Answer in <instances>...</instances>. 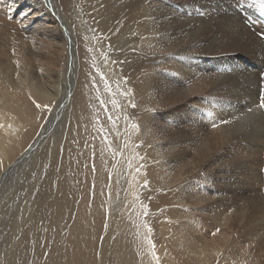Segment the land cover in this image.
Wrapping results in <instances>:
<instances>
[{"label":"bare ground","instance_id":"bare-ground-1","mask_svg":"<svg viewBox=\"0 0 264 264\" xmlns=\"http://www.w3.org/2000/svg\"><path fill=\"white\" fill-rule=\"evenodd\" d=\"M13 7L40 17L0 11V184L24 162L0 204V264H238L241 221H226L241 200L202 177L225 156L202 147L264 146V79L246 85L264 68V0ZM59 45L67 83L39 56L59 61Z\"/></svg>","mask_w":264,"mask_h":264},{"label":"rangeland","instance_id":"rangeland-1","mask_svg":"<svg viewBox=\"0 0 264 264\" xmlns=\"http://www.w3.org/2000/svg\"><path fill=\"white\" fill-rule=\"evenodd\" d=\"M18 1L19 0H0V11H4L5 13H14V17L19 16V17H22L24 19L27 17L38 19L40 17L39 15L34 16L33 9L31 11L29 10L28 12H24L22 9L21 10L15 9L13 7V3L15 4ZM23 1L26 4L33 3V0H23ZM82 4H84V3H82ZM50 9L52 10V14H54V16L56 15L54 18L57 20H60V16L58 14H56V12L53 11V9L51 7H50ZM46 11H47V7L45 5H43V14H45ZM0 15H1V13H0ZM69 20H70L71 26L75 27L73 29L77 30V31L74 30V32L76 33L75 36L77 38L80 35V34L78 35V33H77L79 31L77 19L74 16H70ZM71 20H72V22H71ZM62 27H64L63 24H62ZM64 33L66 34V31ZM108 41H109V39H108ZM36 45H38L40 47L44 46V45L39 44V43H36ZM60 46L61 45H59V47ZM78 49H79V45L77 44V48H76L77 55H78ZM49 50H50L49 47L46 46V48L44 49V52L39 55L43 58L42 67H46L47 65H50V66L55 67V69L61 70V72L66 77V79L62 78V80H64V82L67 83V72H66V70L68 69L72 72V67H70L72 65V63H70L68 65V68H66L69 61L67 63L66 51H65L64 47L62 49V46H61V49L59 51V55L62 57L59 59V61H57L56 59H53V55H52V53L49 52ZM33 59H36V56ZM71 60H72V58H70V62H71ZM77 72H78V70H77ZM252 72H256V70H253ZM244 74L240 73L237 76L239 79H241L242 77H244ZM260 75H255V74H253V76L251 75L252 77L255 78V80H252L251 82H246L247 88L248 87L253 88V86H255L256 82H258L260 84V82H261L260 80L264 79V68H263V72ZM247 88H244L241 94H245V92H247V91L251 92V90H249ZM241 94L239 96L243 97V95H241ZM54 116L56 117L57 115H54ZM55 117L50 124V126L52 128L49 131H52L53 128L58 127L57 126L58 121H56L57 119ZM44 139L47 140V138L45 137L42 139V141H44ZM46 146H49V145H46ZM226 148H228V149L226 150ZM248 148H250L253 151V155L249 154V155L244 156V154L239 151L240 147H238L237 145L223 146V147L217 148V149L212 148V147H205V148L202 147L203 150H209V149H211L213 151L218 150L217 152H219V150H220V152L225 153V156L223 159L217 160L218 167H213L210 170L206 169L201 173V175L203 178H207V180H208L209 178H212V174H215L217 178L221 179V181L219 182V184H218V182H216L217 185H215V182H212V185L217 187L223 193V195L221 193V196L225 199L236 198L235 199L236 202H237V199L241 200L240 203L238 202V204L239 205L241 204V205L236 206L237 211L233 212L231 214V219L226 221V223L234 222L233 221L234 217H236V218L238 217V219H240V221H241V223L237 224L239 226V228H237V231H235L236 237H237L236 241H235V243H236L235 245H236V247H238V252L236 254L238 264H264V242H258V240L252 238L253 235H255V233H257L256 231H258V232L264 231V228H263L264 223H260L256 220V218H258L260 214L264 215V213H258L259 207L262 206L263 210H264V203H262V202H264V146L263 145L259 146L257 150H256V147L249 146ZM30 159H33V158H30ZM248 160H249V163L244 164ZM243 161H244V163H243ZM23 166H24V162L20 163L18 165L19 168L16 167L15 168L16 171L14 170L12 173H10L11 176L9 175L5 179V181H3V183L0 184V204H3V201H5L7 196H9L10 193H12V190H14V188H13L14 181H15V179H18V181H19L18 176H20L19 173H21L20 168ZM245 166L248 167L247 170L244 168ZM173 171L177 172V170H173ZM235 175H238L240 177L239 181H237L236 184H234V187L231 188V191L223 190L226 188H223L225 186L223 184H220V183H222V181H224V180H225L224 184L229 183V180L231 181V178L234 177ZM224 178H226V179H224ZM202 180L203 179H196V181H198V182H200V181L202 182ZM196 181L191 179L190 185L196 187L197 186ZM245 182H246V184H245ZM239 186H240V189H239ZM236 188H238V189H236ZM230 194H233V196H231ZM259 196H261V197H259ZM247 218H251V221H250L251 223L246 222L247 224H244ZM244 225H247V228H245ZM261 228H263V229H261ZM213 229L217 230L218 232H219V230H222L223 232H227L229 234L231 233L230 229L229 230L228 229H220V227H218L217 225H215L213 227ZM210 236H213V232L210 234Z\"/></svg>","mask_w":264,"mask_h":264},{"label":"snow or ice","instance_id":"snow-or-ice-1","mask_svg":"<svg viewBox=\"0 0 264 264\" xmlns=\"http://www.w3.org/2000/svg\"><path fill=\"white\" fill-rule=\"evenodd\" d=\"M261 38H264V33H261ZM262 106H264V105H262Z\"/></svg>","mask_w":264,"mask_h":264}]
</instances>
